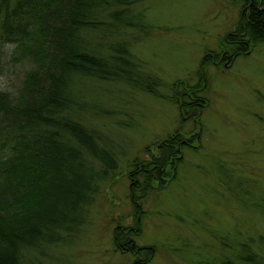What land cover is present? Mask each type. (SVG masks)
Returning a JSON list of instances; mask_svg holds the SVG:
<instances>
[{"label":"trees","instance_id":"16d2710c","mask_svg":"<svg viewBox=\"0 0 264 264\" xmlns=\"http://www.w3.org/2000/svg\"><path fill=\"white\" fill-rule=\"evenodd\" d=\"M239 1L238 23L221 39V50L204 54L202 76L207 65L230 66L264 43V0ZM140 2L0 0V79L12 66H29L14 92L0 86V264L66 260L59 252L79 241L122 156L104 120L121 113L114 100L125 89L172 101L182 119L173 132L146 145L145 156L133 159L128 177L134 220L121 218L113 229V251L130 264H151L155 257L156 245L139 242L143 202L173 179L185 149L202 144V116L210 102L205 81L178 80L172 94H162L158 76L146 73L131 53L130 42L149 27ZM185 120L193 121L194 132L185 131ZM229 169L219 164L225 190L234 196L230 202L253 219L235 221L233 236L220 240L229 255L213 264H264V191L245 189L262 182Z\"/></svg>","mask_w":264,"mask_h":264},{"label":"rangeland","instance_id":"374dc122","mask_svg":"<svg viewBox=\"0 0 264 264\" xmlns=\"http://www.w3.org/2000/svg\"><path fill=\"white\" fill-rule=\"evenodd\" d=\"M241 7L239 0H143L137 6L149 27L140 40L130 42V51L143 70L158 76L164 95L173 93L170 87L178 80L190 85L205 81L210 102L202 116V144L185 149V161L173 179L143 202L139 242L157 246L151 264L219 262L229 255L221 250V238L233 236L240 216L253 219L230 202L234 196L225 190L219 164L232 172L242 169V176L264 185V120L257 117L264 119V43L230 66L205 65L203 76L200 70L208 50H221V39L238 23ZM26 66L10 67L0 86L14 92ZM115 99L121 113L104 121L111 123L109 136L122 152L118 166L102 186L77 244L59 252L66 260L48 264L131 263L113 251L112 242L115 222L134 220L128 172L136 156H145L146 145L173 132L182 119L172 101L148 92L125 89ZM183 123L185 131H195L193 121ZM262 184L254 189L246 184L245 189L260 194Z\"/></svg>","mask_w":264,"mask_h":264}]
</instances>
